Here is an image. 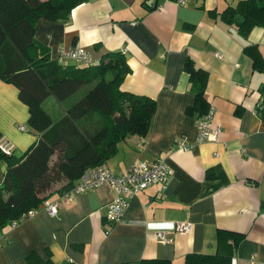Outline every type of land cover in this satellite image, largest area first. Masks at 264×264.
<instances>
[{"label": "crops", "instance_id": "crops-1", "mask_svg": "<svg viewBox=\"0 0 264 264\" xmlns=\"http://www.w3.org/2000/svg\"><path fill=\"white\" fill-rule=\"evenodd\" d=\"M239 1L84 0L67 22L38 20L34 39L50 59L69 46L86 50L92 64L107 51H120L130 68L120 88L156 102L148 133L120 141L106 166L120 175L132 163L161 158L170 172L164 187L155 183L132 197L117 223L104 216L114 197L108 184L66 197L53 192L48 199L58 204L56 216L39 209L0 229V264H27L31 252L53 264L153 258L183 264L190 252L228 254L230 264H264V24L243 36L219 17ZM187 58L208 75L204 97L214 108L212 126L220 125L217 139L199 142L197 118L185 113L193 102ZM55 100L48 96L42 107L46 101L54 107ZM28 116L16 86L0 79V137L15 154L36 138L25 126ZM180 137L189 149L177 147ZM4 171L0 160V183ZM183 221L192 229L176 232L175 223ZM218 231L235 236L218 240Z\"/></svg>", "mask_w": 264, "mask_h": 264}, {"label": "trees", "instance_id": "trees-1", "mask_svg": "<svg viewBox=\"0 0 264 264\" xmlns=\"http://www.w3.org/2000/svg\"><path fill=\"white\" fill-rule=\"evenodd\" d=\"M84 0H0V79L18 89V98L28 107L27 123L35 140L21 154H5L0 183V229L56 192L62 195L80 179L82 172L113 156L126 137L145 136L156 110L154 99L122 90L130 72L120 51H107L94 64L60 63L49 58L48 49L34 39L38 20L67 22L74 7ZM212 15L216 16L215 12ZM264 0H240L219 17L235 24L246 36L255 25L264 24ZM193 102L185 108L196 118L207 113L204 97L207 73L190 58L184 61ZM84 88V89H83ZM78 98L54 122L42 107L52 96L58 101ZM58 185L54 189V186ZM53 190V191H52ZM221 235L233 233L218 231ZM235 242V239H234ZM27 264H53L31 252ZM183 264H230L231 256L190 252ZM139 264H171L164 259H143Z\"/></svg>", "mask_w": 264, "mask_h": 264}, {"label": "built area", "instance_id": "built-area-1", "mask_svg": "<svg viewBox=\"0 0 264 264\" xmlns=\"http://www.w3.org/2000/svg\"><path fill=\"white\" fill-rule=\"evenodd\" d=\"M183 3V1H181ZM57 61L60 63L75 62L85 65L92 64L93 60L89 53L79 47L69 46L60 48L58 51ZM214 108L209 107L207 113L197 118V140L199 142L207 139H217V134L220 130V125L212 126V115ZM23 129V127H20ZM179 149L187 150L191 147L186 143L184 137H180L176 141ZM0 151L5 154H11L13 151V144L0 137ZM169 170L165 165L163 159L156 158L152 161L141 160L130 164L126 170L120 174H114L105 164V162L86 168L77 183L69 190L62 194V196H69L71 192H85L94 189L100 185L108 184L114 190V197L105 205V218L110 223H117L122 219L123 212L128 205L129 200L136 196L146 187L158 183L162 187L165 186ZM39 209L45 210L50 216H56L58 212V204L56 201L44 199L41 201L39 207H34L25 212L20 219L12 221L11 226L17 225L20 221L27 217L35 215ZM192 229V223L183 221L175 223L174 230L178 233H187ZM158 238L167 241L162 232L156 235ZM253 263V261H250Z\"/></svg>", "mask_w": 264, "mask_h": 264}, {"label": "rangeland", "instance_id": "rangeland-1", "mask_svg": "<svg viewBox=\"0 0 264 264\" xmlns=\"http://www.w3.org/2000/svg\"><path fill=\"white\" fill-rule=\"evenodd\" d=\"M79 90L80 91H78L77 93H75L74 95H72L70 98H68L66 100H63V101H57L54 107H51V103L46 101V103L43 106L44 109H45V111L48 112L50 114V116L54 120L59 119L60 116H62L65 107H67L72 101H74V100H76L78 98V96L80 95L82 89H79ZM48 101H50V100H48ZM25 126H26L28 132L29 131L30 132L32 131L27 122H25Z\"/></svg>", "mask_w": 264, "mask_h": 264}]
</instances>
